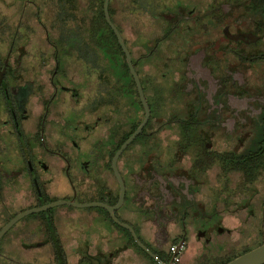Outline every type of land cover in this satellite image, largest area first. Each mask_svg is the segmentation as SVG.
<instances>
[{
  "label": "flooded vegetation",
  "instance_id": "flooded-vegetation-1",
  "mask_svg": "<svg viewBox=\"0 0 264 264\" xmlns=\"http://www.w3.org/2000/svg\"><path fill=\"white\" fill-rule=\"evenodd\" d=\"M44 1L46 20L32 0L0 13V231L46 206L0 258L227 264L264 243V0H174L135 32L110 15L140 86L102 22L62 33L59 12L99 0Z\"/></svg>",
  "mask_w": 264,
  "mask_h": 264
},
{
  "label": "trees",
  "instance_id": "trees-1",
  "mask_svg": "<svg viewBox=\"0 0 264 264\" xmlns=\"http://www.w3.org/2000/svg\"><path fill=\"white\" fill-rule=\"evenodd\" d=\"M99 2L101 10L97 12V15L95 12H91V10L86 6V4L83 5V8L80 11L83 15V23L81 25L71 24L70 21L72 17H76L75 14H78V12L75 13V11L73 10L59 12L57 21L67 23V26L65 29L62 30V33L66 37H90L91 35H93V31H99L100 28H102L100 24V22H102L105 28L110 30V32L113 34L115 44L118 46L119 49H121L115 34L113 33L112 29L109 27L108 23L105 20L104 13L102 11V4L104 0H99ZM166 2V0H123L122 6L117 9L113 7L110 11V15L112 18H115L117 14H119V12L121 14L125 13L126 15L131 14L135 16L137 14L144 15L150 12L152 16H154L160 12L162 6H166ZM75 6V3L71 4V7L73 9L75 8ZM70 45L75 46L76 44L75 42H71Z\"/></svg>",
  "mask_w": 264,
  "mask_h": 264
},
{
  "label": "rangeland",
  "instance_id": "rangeland-1",
  "mask_svg": "<svg viewBox=\"0 0 264 264\" xmlns=\"http://www.w3.org/2000/svg\"><path fill=\"white\" fill-rule=\"evenodd\" d=\"M25 1L26 0H0V13L2 11H6L7 8L10 6L22 7L25 4ZM113 1H114L113 2L114 8L117 9V8H120L122 6L123 0H113ZM166 1H167L166 5L170 6L173 4L174 0H166ZM182 1L187 2L189 0H182ZM29 6L30 7H36V8L39 7L40 19L41 20L48 19L47 18L48 11L46 9H49V8L44 7L45 6L44 0H32L31 4L29 3L28 7ZM10 8H13V7H10ZM162 8H163V6H162ZM75 15H76V17H72V19H70L71 24H78V22H77L78 18L81 19L82 23H83L82 12L78 11V14L76 13ZM89 16H90V14H89ZM115 20L117 22H120L121 25L125 29L131 28V29H133L134 32H135V30H137L139 24H141L143 22H147V23L152 22V18L149 16V14H144V15L137 14L135 16V15H131V14L126 15L125 13L121 14L120 12L115 17ZM40 33H43V30L41 31L39 28H37L36 29V35H40ZM53 34L56 35L55 32ZM79 209H83V210H80L83 212L88 210V208H86V207L85 208H79ZM83 255H85V254H83ZM18 259L19 258L15 252H10L5 258H0V264H25V261H27L28 264H50L51 260H52V253L50 251H48V248L37 249V250H34L32 252H29V254L27 256L21 255L20 260H18ZM87 262L94 264V263H96V260L91 256H87V259L84 262H82V264H86ZM122 264H124V263H122Z\"/></svg>",
  "mask_w": 264,
  "mask_h": 264
},
{
  "label": "water",
  "instance_id": "water-1",
  "mask_svg": "<svg viewBox=\"0 0 264 264\" xmlns=\"http://www.w3.org/2000/svg\"><path fill=\"white\" fill-rule=\"evenodd\" d=\"M109 1L110 0H104V13H105V18L106 21L108 22V24L111 26V28L113 29V31L115 32L118 42L120 43V45L122 46L126 57H127V62L131 68L132 73L134 74V77L137 80L138 85L140 86V83L138 81V77L134 71V66L133 63L131 61V56H130V52L127 48V46L125 45L124 39L122 37L121 32L119 31V29L117 28V26L113 23L111 17H110V13H109ZM141 90V88H140ZM143 97V95H142ZM139 130L136 131L121 147V149L118 151L117 155L132 141V139L138 134ZM65 203L68 204H74L77 206H81V207H87V206H93V205H97L98 203H84V204H77L73 201H65ZM103 206H105L106 208H108L111 212L113 211V208L101 204ZM46 206L40 207V208H35V209H30L27 210L23 213L18 214L17 216H15L13 219H11L0 231V237L17 221L19 220L21 217L32 213V212H36L39 210L44 209ZM130 228V227H129ZM141 246H144L139 240L137 241ZM264 263V243H262L261 245H259L258 247L236 257L235 259L231 260L230 262H228L227 264H262Z\"/></svg>",
  "mask_w": 264,
  "mask_h": 264
}]
</instances>
